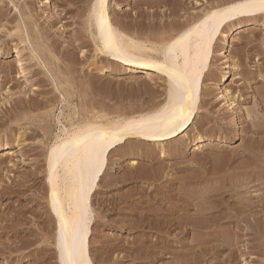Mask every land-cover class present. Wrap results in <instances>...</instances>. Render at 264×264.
I'll use <instances>...</instances> for the list:
<instances>
[{
  "label": "rangeland",
  "instance_id": "1",
  "mask_svg": "<svg viewBox=\"0 0 264 264\" xmlns=\"http://www.w3.org/2000/svg\"><path fill=\"white\" fill-rule=\"evenodd\" d=\"M93 1L0 0V264H62L48 161L70 119L138 117L165 101L163 73L98 54ZM239 1L109 0V12L156 42ZM221 32L190 128L110 152L90 202L94 264H264V12Z\"/></svg>",
  "mask_w": 264,
  "mask_h": 264
},
{
  "label": "bare ground",
  "instance_id": "2",
  "mask_svg": "<svg viewBox=\"0 0 264 264\" xmlns=\"http://www.w3.org/2000/svg\"><path fill=\"white\" fill-rule=\"evenodd\" d=\"M243 3L242 1L222 3L213 8L212 13H206L203 17L177 29L170 36H164L165 38L157 40L158 42H152L136 37L137 34L130 36L123 32L113 22L109 12V0H105L104 29L107 33L110 28L114 41L109 49L105 47L107 37L102 35L101 26L97 20L100 9L97 0L93 1L88 14V25L92 30L98 54L115 57L135 66L137 71L155 70L158 72L156 65L165 64L169 70L186 74L190 91L183 105L170 104V81L164 72L159 71L166 76L167 83L166 98L160 106L138 117L108 119L110 116L96 113L92 118L84 120L77 119L74 122L70 119V127L65 128L63 133L57 136L49 154L48 194L50 208L56 218V245L62 264H68V256L62 239V224H67L64 233L67 235L68 243L71 244L73 230L82 217L86 220V229L83 231L84 252L81 264H94L88 251V237L94 218V210L90 202L101 177L106 172L110 152L130 139L154 143L164 142L183 134L194 123L198 114L202 78L209 68V60L218 35L222 34L221 27L226 21L241 14L259 12H233L223 18L220 16V13L230 6ZM213 26H215L214 32L211 31ZM209 34H211V39H209ZM181 107H183L184 115L179 120L169 123L173 114L180 116ZM157 113H159L158 116ZM148 117L155 118L152 126H145L132 132L123 131L130 121L140 122ZM100 146H103L102 154L99 152ZM162 156H165V153H162ZM81 191L83 197H81Z\"/></svg>",
  "mask_w": 264,
  "mask_h": 264
},
{
  "label": "snow or ice",
  "instance_id": "3",
  "mask_svg": "<svg viewBox=\"0 0 264 264\" xmlns=\"http://www.w3.org/2000/svg\"><path fill=\"white\" fill-rule=\"evenodd\" d=\"M104 3L105 0H97V4L99 6V14L97 16L98 23L101 26L102 35H105L107 38L105 40V47L111 49L114 41L111 37V31L105 33L104 29ZM96 7V5H94ZM264 12V0H244L243 4L232 5L230 8L225 9L220 13V16L223 18L224 16L230 15L233 12ZM215 15V14H214ZM211 31H215V26L211 28ZM209 39H211V34H209ZM158 71L164 72L170 81L169 88V101L170 104H181L183 105L187 94L190 89L187 86V76L186 74H180L175 70H169V68L165 64L156 65ZM180 116H175L169 119V123H173L176 120H179L184 115L183 107L179 109ZM159 113H157V116ZM155 122L154 117H148L140 122L130 121L126 129L123 131H136L145 126H152ZM178 126V125H177ZM99 152L103 153V146L99 147ZM94 178V175H93ZM81 197H83V192L81 191ZM67 227V224H62V239L64 243V249L68 256V264H81V257L83 256L84 246H83V231L86 229V220L82 217L79 221L78 225L75 226L72 233V242L68 243L67 235L64 233V229Z\"/></svg>",
  "mask_w": 264,
  "mask_h": 264
}]
</instances>
